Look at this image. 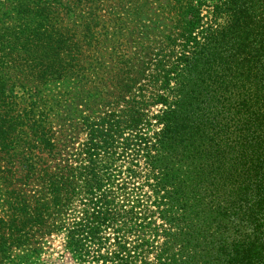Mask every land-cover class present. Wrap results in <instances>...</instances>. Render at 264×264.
Listing matches in <instances>:
<instances>
[{
	"label": "trees",
	"instance_id": "obj_1",
	"mask_svg": "<svg viewBox=\"0 0 264 264\" xmlns=\"http://www.w3.org/2000/svg\"><path fill=\"white\" fill-rule=\"evenodd\" d=\"M168 1L174 35L125 122L82 117L77 168L35 123L26 148L0 87V264L53 233L75 264H264V0ZM28 23L10 32L26 59L51 42ZM119 127L128 151L110 180L98 151Z\"/></svg>",
	"mask_w": 264,
	"mask_h": 264
},
{
	"label": "rangeland",
	"instance_id": "obj_2",
	"mask_svg": "<svg viewBox=\"0 0 264 264\" xmlns=\"http://www.w3.org/2000/svg\"><path fill=\"white\" fill-rule=\"evenodd\" d=\"M20 4L30 6L27 16ZM171 5L168 0H0V87L21 116L16 130L26 148L35 132L24 135L22 130L35 123L57 141L56 162L77 168V149L86 138L83 116L98 123L125 122L128 96L145 88L143 78L153 73L165 36L174 35L172 16L164 13ZM24 21L45 33L43 40H51L29 59L10 34ZM2 54L8 55L5 63ZM86 92L95 94L87 97ZM127 138L128 130L119 127L98 151L99 171L110 180L121 164L118 158L127 156ZM32 236L4 264H75L64 250L62 233Z\"/></svg>",
	"mask_w": 264,
	"mask_h": 264
}]
</instances>
